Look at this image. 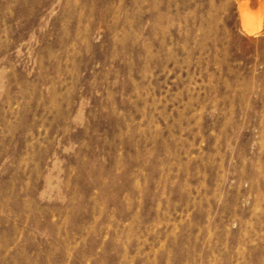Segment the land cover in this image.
<instances>
[{"label": "rangeland", "instance_id": "1", "mask_svg": "<svg viewBox=\"0 0 264 264\" xmlns=\"http://www.w3.org/2000/svg\"><path fill=\"white\" fill-rule=\"evenodd\" d=\"M0 264H264V0H0Z\"/></svg>", "mask_w": 264, "mask_h": 264}]
</instances>
